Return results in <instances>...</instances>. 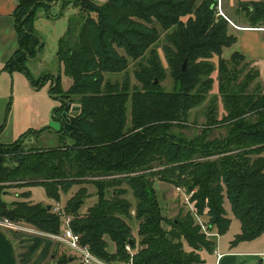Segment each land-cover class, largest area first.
I'll return each instance as SVG.
<instances>
[{"label":"trees","instance_id":"16d2710c","mask_svg":"<svg viewBox=\"0 0 264 264\" xmlns=\"http://www.w3.org/2000/svg\"><path fill=\"white\" fill-rule=\"evenodd\" d=\"M66 1L78 13L68 19L57 53L64 74L72 80L65 92L61 75L54 82L51 74L39 79L33 76L29 64L44 47L35 26L40 1L18 0V48L5 70L23 73L38 90L52 83L49 94L61 102L54 112L59 116H54L62 120V130L38 132L39 136L56 135L58 146L51 149H26L27 135L0 144V218L58 234L61 218L52 205L9 204L4 200L5 188L12 183L28 189L42 186L51 201L60 202L61 195L75 186L97 182L98 201L86 217L77 219L85 196L76 203L73 197L65 207L73 231L97 257L126 262L130 259L126 246L137 245L127 222L132 219V204L125 198L130 190L142 247L134 264H207L200 253L215 252L217 238L202 234L190 214L180 213L166 221L155 187L160 181L194 193L192 201L200 214L209 209L208 228L217 229L220 235L230 224L224 207L227 199L241 223L234 244L262 236L264 86L260 71L243 55L223 59L224 48L233 46L237 38L230 34L229 21L218 14V0ZM246 5V27L264 28V0ZM159 28L165 33L164 43ZM161 42L173 80L169 92L159 85L167 77L157 51ZM145 56L146 65L135 72L138 85L134 88L128 81L106 80V74H122L130 60ZM216 71L227 115L217 120L216 107L210 106L205 126L188 137L183 130H193L190 116L208 99ZM217 99L213 97L212 103ZM74 104L80 106L79 113L69 122L63 120L60 115L71 111ZM217 129L224 134L214 137ZM106 190H112L109 197ZM29 197L30 191L21 195ZM106 238L115 244V254L108 253Z\"/></svg>","mask_w":264,"mask_h":264},{"label":"rangeland","instance_id":"374dc122","mask_svg":"<svg viewBox=\"0 0 264 264\" xmlns=\"http://www.w3.org/2000/svg\"><path fill=\"white\" fill-rule=\"evenodd\" d=\"M40 6L38 8V16L37 21L40 18H43V21L39 22V27L36 29L37 34L41 41L43 42V49L41 50L38 59L35 61L30 62L29 66L31 69V72L33 76L36 79L41 78L43 75L51 74L54 79L51 80V82H54L56 77L58 75L62 76V87L63 90L66 92L70 86L72 85V80L68 78L64 72L63 67H61V64L59 63L57 53L59 49V41L60 39L65 35L66 30L68 28V18L76 15L78 13V10H76L72 4H67L66 0H39ZM66 1V3H65ZM97 3H102L103 0H94ZM236 1V0H235ZM239 1V0H238ZM237 1V2H238ZM251 2H238L233 3V5L230 3V0H222L221 1V8L223 12H226L227 15L230 13L227 12V9H232L230 15H238L240 18V22H245V14L243 13L245 11L246 4H250ZM219 5V4H218ZM60 14V18L58 20ZM234 13V14H233ZM232 17L231 20H237L239 21V18L237 16ZM64 18H66L65 25L62 23ZM229 18V16H228ZM230 19V18H229ZM184 20H187L186 18ZM35 23V26H36ZM65 28V29H64ZM62 29L64 30L62 33ZM159 31L161 33V41L164 43L165 40V33L159 28ZM160 43L157 51L160 55L161 61L163 63V66L166 68L167 71V77L159 83L160 87L166 91H171L173 89V80L170 77L169 73V67L166 63L164 52H163V43ZM232 47V46H231ZM233 48V47H232ZM232 48L228 47L224 50L225 56L224 58H230V54L232 52ZM119 53L122 55H125V52L123 50H119ZM148 56V55H147ZM133 61L130 60V66L128 70L122 74H106V80H110L113 83L118 82L120 84H123L125 81H128L130 83L131 88H134V86L138 85V81L135 77V72L140 68L141 65H146V58ZM212 61L215 63L217 71H218V58L214 57ZM215 72L212 77L214 79V85L210 92V95L208 99L203 103L202 106L196 108L193 110L190 119L189 124L193 126V130H183V133L187 135L188 137H193L198 133V130H201L204 124L207 122V114L209 112V108L212 105H215L216 107V119L222 120L223 117L227 115L226 110L224 108V104L222 102L221 97L219 96V82L217 79L218 72ZM261 75V74H260ZM264 76V74H263ZM13 77L15 78V91L12 89V79L9 74L7 76L4 75V78H1L0 81V89L2 92V95L5 94L7 96V100H5V104L12 102L11 105L13 107V113L9 120V125L6 126L3 131L0 138V144H11L18 140L23 135H27L26 141H25V147L26 149H31L33 147L35 148H44V149H51L56 146H58V140L54 133H46L43 135L38 134V132L45 130L47 128L51 129L53 132H60L62 130V120L55 118L54 115L59 116V114H54L55 110L59 109L61 107V102L58 99L53 98L49 94V90L52 86V83L46 84L43 88L34 91L35 95L31 99L26 94L27 87L29 88V82L28 79L24 74L14 73ZM19 79H23L22 82H19ZM260 81L262 82L264 86V77L262 79V76L260 77ZM156 83V82H155ZM157 83V84H158ZM140 86V85H139ZM217 97L218 99L215 100V104L212 103L213 97ZM4 108V100H0V111ZM129 105V111H128V126L131 124V110ZM80 106L77 104H74L71 106V111L69 112H63L60 116L63 120H66L69 122L70 118L73 117L75 114L79 113ZM1 122V121H0ZM2 124V123H1ZM1 126V125H0ZM197 130H196V129ZM178 131V130H177ZM181 132V131H180ZM224 130L217 129L215 130L213 136L219 137L220 134H224ZM179 133V132H178ZM98 185L97 182H90L87 184H84L82 186H75L72 188L68 193H63L60 198L61 205L65 208L68 202L74 198V202L76 203L79 199H82V197H88L87 199L84 197V202L82 205V208L78 214L77 219H83L88 214V209L92 206H94L98 201ZM155 187L159 193L160 201L162 205V213L164 215V218L166 221H171L173 218L177 217L180 213L182 215L190 214L193 218L194 225L200 226L201 233L206 234L205 231L208 228L209 224V218L208 213L209 209L206 208L204 210L203 215L200 214L199 209L197 207V204H193V207L191 209V206L187 204V200L184 197V194L188 195L186 189L183 187H176L173 185H170L169 183L160 182L157 181L155 183ZM6 195L4 196V200L8 202L9 204L14 203L15 201H22V202H30L33 204H43V205H52V201L47 197L46 191L42 186H36L32 187L30 189L28 188H20L18 186V183H12L11 187L5 188ZM30 191V197L27 198H21V195L24 193H27ZM111 191L106 190L105 194L107 197L110 196ZM79 193V194H78ZM77 194V195H76ZM78 196V197H76ZM125 198L132 204V209H130V214L132 219L128 220L127 222L130 224L132 229V237L137 240V245L135 248H133V251H135V255L137 252H140L142 247L140 245V238L138 237L139 233V221L136 220V201L133 197L132 192L129 190L126 194ZM54 202V201H53ZM224 207L227 212V218L230 220L229 228L227 232L223 235H219L217 229H215L216 237L219 238V249L217 248L216 251L222 252L223 247L228 246L229 240H236L237 236L241 234V223L239 220L234 216L231 210V205L229 201L226 199ZM167 224V223H166ZM166 224H164V227L167 228ZM205 226V227H203ZM209 229V228H208ZM5 232V231H4ZM5 237L7 240L13 244V241L11 240L10 236L6 233ZM22 235L23 241H25L26 247L32 246V240L37 238H43L41 236H32V235H26L24 233H18ZM207 237V236H206ZM208 238V237H207ZM211 239V238H208ZM42 240V239H41ZM45 241L46 238L44 239ZM108 241V253L115 254L116 253V246L114 243L110 241L109 238H106ZM232 241V242H233ZM241 243V242H239ZM185 249L188 250V244L184 241ZM16 245L15 249L16 251L20 253L22 250L20 249V244H16L14 241V244ZM241 245H247L250 246L247 250V252H253V253H260L264 252V233L262 236H260L259 239L244 243ZM53 251H55V257H50L46 261L45 264H60L61 258L63 256L66 257L64 263L66 264L70 261V259L74 260L73 263L69 264H81V260L76 254H72V256L67 252V249L63 247L61 244H55L53 247ZM214 254V252H213ZM212 254V255H213ZM213 256H216L214 254ZM204 258H209L210 263L214 264V259L211 257V253L205 252L203 253ZM99 258V257H98ZM101 259V258H100ZM38 260V259H37ZM105 262L104 259H101ZM111 262H123V261H111ZM125 262V261H124ZM253 264H264V257H259Z\"/></svg>","mask_w":264,"mask_h":264},{"label":"crops","instance_id":"0c3cea01","mask_svg":"<svg viewBox=\"0 0 264 264\" xmlns=\"http://www.w3.org/2000/svg\"><path fill=\"white\" fill-rule=\"evenodd\" d=\"M230 0V3L233 5V3L238 2H258L260 0ZM18 7V0H0V81L1 78H4V75L7 76L9 74L12 79V89L15 91V78L13 77L14 73L20 72H14L10 73L5 70L6 63L14 56L15 52L18 48L17 43V33H16V20H15V12ZM233 10L227 9V12L231 14ZM227 15L226 12H223V17H225L231 27H230V34L234 35L237 38V42L230 48H232V52L230 54V58L235 53H239L243 55L246 60H248L250 63H252L253 67L257 68L260 71V74L263 79L264 74V28H248L246 27L245 23L240 22V18L238 15ZM234 14V13H233ZM60 16V13H59ZM229 16V18H228ZM237 16L239 18L237 20H231L232 17ZM60 18V17H59ZM58 18V20H59ZM69 19V18H68ZM236 19V18H235ZM43 18H40L36 23V29L39 27V22L43 21ZM66 18H64L62 25H65ZM65 29V28H64ZM62 29V33H63ZM67 31V30H66ZM226 48H224L225 50ZM223 50L222 57L225 56V52ZM230 58H224L226 60H229ZM31 70V69H30ZM23 74V73H21ZM27 78V77H26ZM23 79H19V82L21 83ZM29 82V81H28ZM38 89L31 86L29 82V88L26 89V94L31 99L35 95L34 91H37ZM0 100H4V108L2 111H0V138L2 134L5 131L4 129L6 126L9 125V120L13 113V107L11 105V101L7 104H5V100H7V96L5 94L2 95L1 89H0ZM2 123V124H1ZM2 144V143H1ZM53 203V201H52ZM215 230V229H214ZM210 231L212 234L211 238L216 237L215 231ZM5 231V232H4ZM8 234L11 238V240L14 241L16 244H20V249L22 250L20 253L18 250L16 251L15 247L16 245L11 244L7 238L5 237V234ZM220 235V234H219ZM217 238V248L219 247V238ZM260 238V237H259ZM258 238V239H259ZM42 239V240H41ZM45 238H37L35 237L34 240H32V246L25 245V241H23L22 235L8 231L6 229L0 228V264H45L48 258L55 257V251H53V247L57 242L51 239H47V241L44 240ZM257 240V239H256ZM233 241V240H232ZM229 240L228 246L223 247L222 252L215 251L214 254L216 256H213L211 254V257L214 259V264H253L255 260L259 257H264V252L260 253H253V252H247L250 246L247 245H241L244 243L249 242H241L234 244V241L232 242ZM255 241V240H253ZM216 248V249H217ZM219 249V248H218ZM206 251H202L200 253L202 259L209 264L210 260L209 258H204L203 253ZM38 259V260H37ZM74 260L70 259V261L66 264L73 263Z\"/></svg>","mask_w":264,"mask_h":264},{"label":"built area","instance_id":"2783aa9c","mask_svg":"<svg viewBox=\"0 0 264 264\" xmlns=\"http://www.w3.org/2000/svg\"><path fill=\"white\" fill-rule=\"evenodd\" d=\"M221 1L222 0H218V14L220 16H224L221 8ZM193 194L194 193H190L188 195L184 194V197L187 200V204L191 206V209L193 207V204H195V202L192 201ZM52 207L53 212L61 218V232L58 234L42 232L29 225L15 223L7 218H0V228L10 230L15 233L41 236L47 239L54 240L55 242H58L63 247H65L71 256L73 253L76 254L81 260V264H134L135 251H133V248L130 245L126 246V251L130 256L129 261L105 262L98 258L88 246L82 244L80 235L76 234L73 231L71 227L72 217L67 214L65 208L61 205V203L54 201ZM205 233L208 238L212 237V234L210 233L208 228L206 229Z\"/></svg>","mask_w":264,"mask_h":264},{"label":"water","instance_id":"95a60500","mask_svg":"<svg viewBox=\"0 0 264 264\" xmlns=\"http://www.w3.org/2000/svg\"><path fill=\"white\" fill-rule=\"evenodd\" d=\"M186 64H187V62H185L184 64H183V70H185L186 69ZM158 83V81H156V84ZM48 209H51V206H48Z\"/></svg>","mask_w":264,"mask_h":264}]
</instances>
